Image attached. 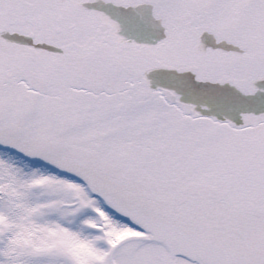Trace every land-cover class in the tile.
Returning <instances> with one entry per match:
<instances>
[{
  "label": "snow or ice",
  "instance_id": "1",
  "mask_svg": "<svg viewBox=\"0 0 264 264\" xmlns=\"http://www.w3.org/2000/svg\"><path fill=\"white\" fill-rule=\"evenodd\" d=\"M0 264H264V0H0Z\"/></svg>",
  "mask_w": 264,
  "mask_h": 264
}]
</instances>
